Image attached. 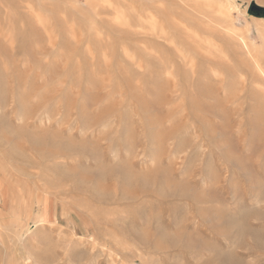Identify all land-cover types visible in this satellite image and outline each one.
I'll return each instance as SVG.
<instances>
[{"label": "rangeland", "instance_id": "374dc122", "mask_svg": "<svg viewBox=\"0 0 264 264\" xmlns=\"http://www.w3.org/2000/svg\"><path fill=\"white\" fill-rule=\"evenodd\" d=\"M0 264H264V0H0Z\"/></svg>", "mask_w": 264, "mask_h": 264}, {"label": "bare ground", "instance_id": "6f19581e", "mask_svg": "<svg viewBox=\"0 0 264 264\" xmlns=\"http://www.w3.org/2000/svg\"><path fill=\"white\" fill-rule=\"evenodd\" d=\"M182 1H184V0H182ZM192 3V2H191ZM193 5L194 4H199V3H192ZM189 5V4H188ZM165 8V7H164ZM165 13H166V10H163ZM165 13H164V15H165ZM166 14H168V13H166ZM166 16V15H165ZM168 17V16H167ZM153 22V21H152ZM151 27L153 26L154 28L157 26L154 22L152 23V25H150ZM164 27V30L166 29L167 30V28H170L171 27V24H167L166 26L164 25L163 26ZM174 27V26H173ZM177 28V27H176ZM173 29V28H172ZM174 29H175V27H174ZM178 29V28H177ZM169 31V30H168ZM167 31V32H168ZM166 32V31H165Z\"/></svg>", "mask_w": 264, "mask_h": 264}]
</instances>
